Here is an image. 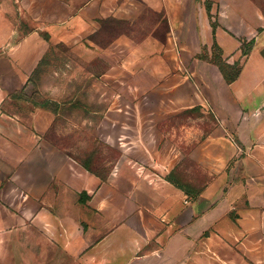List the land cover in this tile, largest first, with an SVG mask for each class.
I'll return each mask as SVG.
<instances>
[{"label": "crops", "instance_id": "1", "mask_svg": "<svg viewBox=\"0 0 264 264\" xmlns=\"http://www.w3.org/2000/svg\"><path fill=\"white\" fill-rule=\"evenodd\" d=\"M147 13L155 18L136 39ZM114 20L121 24L101 44ZM44 33L86 65L95 58L107 65L100 86L116 96L96 99L106 108L85 116L98 117V137L121 151L104 177L20 109L35 105L26 93L45 62ZM243 42L252 43L246 54ZM215 44L227 63L242 66L233 82L201 57ZM195 107L215 126L191 156L217 176L192 199L167 174L182 154L170 136L190 134L169 120ZM240 155L237 167L255 181L249 200L264 209V0H0V264H9L19 234L28 264H189L231 204L219 190ZM246 222V256L264 264V223L253 210Z\"/></svg>", "mask_w": 264, "mask_h": 264}, {"label": "rangeland", "instance_id": "2", "mask_svg": "<svg viewBox=\"0 0 264 264\" xmlns=\"http://www.w3.org/2000/svg\"><path fill=\"white\" fill-rule=\"evenodd\" d=\"M154 18V14L147 13V18L135 30L136 39L143 38L149 32L150 23ZM115 29V26L110 25L103 30L98 35L100 43L106 44L111 40ZM46 40L49 45L47 55L43 58L45 62L43 61V65L35 71L26 93L35 105L21 106L20 109L26 115L40 117L45 127V136L64 148L82 166L86 165L97 173L107 175L113 170L121 151L117 146L98 137V117L94 116L93 122H87L85 119L89 110L106 108L107 105L96 99L103 95L104 98L116 96V89L102 91L100 86L101 74L107 65L102 58H95L86 65L81 59L71 55L67 45L52 42L50 38ZM88 99H94V102L87 107ZM171 126H182L184 130L188 127L190 134L188 141L185 138L172 139L170 136L172 142L180 146L182 154L178 163L172 168L169 167L167 176L172 175L174 181L187 186V197L194 199L217 176L215 171L203 169L191 156V150L198 140H203V136L212 132L215 120L210 112H202L195 107L173 116L169 120V128ZM240 157L241 155L235 156L230 161L224 171L227 175L226 182L220 185L219 190V196L223 199L231 194V204L222 211L221 219L203 232L198 243L204 246V252L198 258L191 257L189 264H251L245 252L246 235L242 232L252 210L258 213V220L263 225L264 209L254 208L249 200V192L255 181L248 171L237 167L236 162ZM211 204L212 202L207 203L206 206ZM214 227H221L222 233L215 234ZM18 240L19 242L15 241V246L9 249L8 262L28 264L27 254L21 248L20 234ZM215 245L218 250H214ZM49 253L53 254V251L50 250Z\"/></svg>", "mask_w": 264, "mask_h": 264}, {"label": "trees", "instance_id": "3", "mask_svg": "<svg viewBox=\"0 0 264 264\" xmlns=\"http://www.w3.org/2000/svg\"><path fill=\"white\" fill-rule=\"evenodd\" d=\"M111 22L112 21H110L109 23H111ZM114 22L115 23H113V24L111 23V24H108L106 26L108 27L110 25H113V26L117 27V24L118 25L121 24L120 21H117V20H114ZM106 26H105V28H106ZM44 36L47 39L49 38V35L47 33H44ZM251 44L252 43H250V42L249 43H246V42L242 43V51H243V53L246 54L250 50ZM212 53L213 54H212L211 57L209 55L205 54V53H203L201 55V57H203V58H205V59L217 64L220 67V69H221V71H222V73H223V75H224V77H225L227 82H233L235 79H237V77L239 76V74L241 72V68H242L240 63L239 62L234 63V64L227 63V61L222 56V52H221L220 48L216 44L213 47V52ZM85 168H87L89 171H91V172H93L95 174H98V175H100L102 177L106 176L105 174H100V173L95 172L94 170H92L90 167H88L86 165H85ZM167 178L169 179V181H171L173 184H175V186H177L178 188L182 189L185 193L189 194V190H188L187 186L174 181L172 179V175H168Z\"/></svg>", "mask_w": 264, "mask_h": 264}]
</instances>
